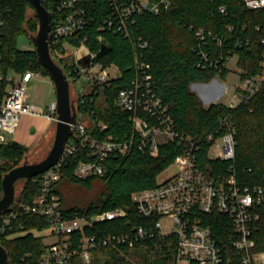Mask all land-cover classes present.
<instances>
[{
    "label": "trees",
    "instance_id": "obj_1",
    "mask_svg": "<svg viewBox=\"0 0 264 264\" xmlns=\"http://www.w3.org/2000/svg\"><path fill=\"white\" fill-rule=\"evenodd\" d=\"M51 11L57 0H42ZM96 17L83 33L90 49L97 53L96 60L106 65H115L120 75L108 83L98 84L91 93L75 97L79 118L87 122V131L92 136H110L116 140L138 137L131 116L133 110H122L115 104L121 89L130 86L137 73L136 58L151 74V86L167 106L177 130L198 140L201 149L198 161L201 166L210 165L224 175L233 173L240 185H264V89L242 101L236 107L222 102L204 105L199 95L191 89L193 82H207L216 75L225 77L228 69L224 63L231 54L238 55V66L246 71L244 76L260 71L264 36V8L253 9L243 0H172L171 6L159 13H142L130 25L129 35L119 31L98 30L105 16V0H96ZM223 8V10H222ZM29 9L33 10L29 13ZM0 16V67L11 71L48 70L41 64L36 51L21 50L16 38L22 32L38 29V18L29 0H1ZM201 28L204 40L196 31ZM98 35L103 39L98 40ZM141 46V43H144ZM104 44V48H102ZM52 47V44H51ZM203 53L206 54L204 57ZM218 59L216 64H210ZM57 62L67 72V66ZM205 65V66H204ZM148 116V115H146ZM98 121L106 124L101 130ZM234 132L235 156L231 160L209 159L208 133ZM182 144L176 141L163 143L157 155L136 143L121 154L112 153L105 161V176L90 175L80 178L75 168L81 160L90 158L89 146L66 156L60 165L61 177L54 184L60 195L61 205L67 216L93 214L101 210L122 207L127 215L98 223L90 231L102 234L132 233L139 226H151L149 218L138 213L131 195L133 191L152 187L158 175L168 167L181 152ZM27 146L10 142L0 147V156L19 158ZM0 166V192L5 174ZM10 170V169H8ZM74 187H81L88 195L76 197ZM40 192V186L32 177L24 178V186L11 206L1 212L30 201ZM87 196V197H85ZM259 219L251 237L254 252H264V202L258 206ZM221 249L222 264H240L241 253L234 245V230L227 215L215 212L204 220ZM12 230L0 231V243L6 248L10 264H39L46 244L43 235L34 230L48 227L43 215L19 214ZM22 225V227H20ZM153 229V228H151ZM94 254L90 264H130L128 253L134 251L140 260L133 264H175L176 243L174 235H154L135 242L134 246H107ZM96 252V251H95ZM72 264H83L78 258Z\"/></svg>",
    "mask_w": 264,
    "mask_h": 264
},
{
    "label": "built area",
    "instance_id": "obj_2",
    "mask_svg": "<svg viewBox=\"0 0 264 264\" xmlns=\"http://www.w3.org/2000/svg\"><path fill=\"white\" fill-rule=\"evenodd\" d=\"M105 1L108 11L97 29L109 28L125 35H129L130 25L137 15L159 13L169 8L172 3V0ZM243 1L253 9L264 8V0ZM96 4V0H57L52 4L54 19L51 18L49 33L50 54L56 62L60 60L67 66V72H64L70 83L71 78L76 80V96L91 93L96 85L108 83L120 75L117 66L96 60L97 53L86 42L87 35L83 32L95 21ZM48 11L51 14L49 9ZM2 23L0 16V26ZM196 35L204 40L203 29L199 28ZM102 39L103 36L98 35V40ZM260 43V71L244 76L246 71L238 69L240 83L235 86L234 94L225 103L227 106L236 107L264 89V36ZM144 45L145 42L141 43V46ZM203 55L206 56L205 53ZM233 55L237 54L226 57L224 65L227 69V62ZM217 61L218 59H214L210 64H216ZM136 66L134 79L129 87L119 91L115 104L122 110L137 112L131 116L134 130L138 133L137 139L116 140L110 136H92L87 131V122L81 120L77 112V122L72 124L73 134L68 137L59 161L44 172L32 176L39 183L40 192L30 201L0 213V231L12 230L15 227L13 222L19 214L45 216L54 240L46 243L39 264H72L75 258L83 264H90L95 251L107 246L132 247L136 241L153 236L154 230L160 235H174L175 264H222L221 249L210 226L204 221L208 214L220 212L230 219L235 235L233 245L241 253L240 264H264L257 259V252L252 251L255 242L251 237L260 216L258 206L264 202V185L243 186L237 183L233 173L224 175L218 169L214 171L210 165L201 166L198 161L201 144L177 130L167 106L152 90L150 72L137 58ZM42 74L41 71L31 69L6 73L0 67V132L7 129L14 133L22 114H36L28 101L26 83ZM79 79L84 80L80 85L77 84ZM43 115L56 123L57 102L52 101ZM98 123L101 130L106 128L102 121ZM205 140L210 143L209 159L234 158L236 139L230 128L223 133L210 132ZM170 141L182 144L181 152L170 164L174 171L161 180L157 179L156 185L135 190L131 195L138 213L151 220L150 227L139 225L132 233L120 234L90 231L98 223L126 216L127 211L122 207L93 214L67 216L64 213L54 184L61 177V162L66 156L75 153L78 147L89 146L90 149V158L81 160L75 168V174L85 178L90 175L105 176L106 159L112 153H126L133 143L140 148H146L151 155H157L160 146ZM4 144V137L0 133V147Z\"/></svg>",
    "mask_w": 264,
    "mask_h": 264
},
{
    "label": "rangeland",
    "instance_id": "obj_3",
    "mask_svg": "<svg viewBox=\"0 0 264 264\" xmlns=\"http://www.w3.org/2000/svg\"><path fill=\"white\" fill-rule=\"evenodd\" d=\"M33 10L29 9V13H32ZM39 27V23H38ZM38 29L28 33L22 32L16 38V45L21 50H33L35 51V44L32 40L31 35H35ZM228 73L225 77L216 75L210 81L207 82H193L191 84V89L196 92L199 97L202 99L204 105H208L213 100L217 102L227 103L231 96L234 94L235 86L240 83V74L238 73V57L233 55L227 62ZM114 69H116L114 67ZM14 71H11L13 73ZM75 83L76 80L71 78L70 83V93L71 99L75 100ZM77 84L80 85V82L77 81ZM26 91L29 103L32 104V109L37 111L47 110L48 105L52 101H56V91L55 86L52 80V77L49 72L43 73L41 76L33 77L29 82L26 83ZM80 115V114H79ZM81 116V115H80ZM21 125L16 132H10L7 129L1 130V135L4 137L5 143L18 142L20 144L26 145L27 150L24 155L19 158H8L6 156H0V166H2L6 173L8 169H12L24 162H37L43 159L48 152L50 151L54 137H55V125L50 128V130L42 137L41 135L48 129L53 123L49 120L42 118L40 116L35 117L31 115L22 114L20 117ZM34 127L35 131L31 132V128ZM40 138V139H39ZM35 144L30 145L32 142L38 140ZM212 153H215L214 151ZM174 171V167L169 165L166 167L157 177L158 180L165 178L167 175L171 174ZM24 186V179H20L16 182V196L21 192ZM75 196L83 198L84 195H88L81 187H74ZM3 194V190L0 192V197ZM87 197V196H85ZM36 234L45 235L49 230L42 229L40 231L34 230ZM94 254H99V251L94 252ZM130 259V264H133V261L140 260L136 253H128ZM257 259L261 262H264V252H257Z\"/></svg>",
    "mask_w": 264,
    "mask_h": 264
},
{
    "label": "water",
    "instance_id": "obj_4",
    "mask_svg": "<svg viewBox=\"0 0 264 264\" xmlns=\"http://www.w3.org/2000/svg\"><path fill=\"white\" fill-rule=\"evenodd\" d=\"M38 18V31L31 35L35 51L41 64L50 73L56 91L58 120L55 123V137L48 154L37 162H24L7 171L2 177L3 194L0 197V213L7 210L15 200L16 182L44 172L55 165L64 150L65 143L73 134L72 124L77 122V109L71 99L70 81L63 68L52 58L49 47L51 14L42 0H29ZM104 48V44H102ZM0 264H10L8 252L0 243Z\"/></svg>",
    "mask_w": 264,
    "mask_h": 264
},
{
    "label": "crops",
    "instance_id": "obj_5",
    "mask_svg": "<svg viewBox=\"0 0 264 264\" xmlns=\"http://www.w3.org/2000/svg\"><path fill=\"white\" fill-rule=\"evenodd\" d=\"M79 82H80V84H81V82H83L84 80H82V79H79L78 80ZM216 101V100H215ZM30 105H31V109L33 108L32 107V104L30 103ZM34 112H36V114H34V113H25V115H31V116H35V117H38V116H40V117H42V118H45V119H47V120H49L50 122H52L53 124L52 125H50L49 127H48V129L47 130H45V132L41 135V137L40 138H42L49 130H50V128L51 127H53V125H55V123L53 122V121H51L47 116H45V115H43L44 113H46V111H45V109H43V111H37V110H34V109H32ZM38 113V114H37ZM21 120L22 119H20V122H19V125H18V127H17V130H18V128L20 127V125H21ZM16 130V131H17ZM15 131V132H16ZM35 131V128L34 127H32L31 128V132H34ZM39 138V139H40ZM39 139L38 140H36V141H34V142H32L30 145H32V144H35L37 141H39ZM44 229H47V230H49V228L48 227H46V228H44ZM54 240V236L50 233V231L49 232H47V234H45L44 236H43V241H44V243L46 244V243H50L51 241H53ZM264 263V262H263Z\"/></svg>",
    "mask_w": 264,
    "mask_h": 264
}]
</instances>
